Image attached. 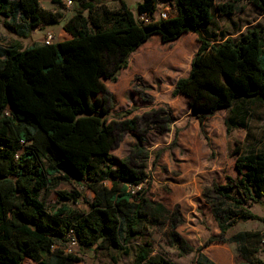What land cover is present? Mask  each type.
<instances>
[{"label":"trees","instance_id":"trees-1","mask_svg":"<svg viewBox=\"0 0 264 264\" xmlns=\"http://www.w3.org/2000/svg\"><path fill=\"white\" fill-rule=\"evenodd\" d=\"M107 1L76 0L63 26L69 39L25 48L14 41L0 50V264H23L27 258L37 264L80 262L81 257L68 250L71 238L85 251L133 253L132 264H172L152 255L150 243H133L151 225L168 219L170 211L148 198L142 186L148 179L145 171L128 161L115 165L116 127L136 130L138 120L111 123L100 108L97 94L103 86L98 79L109 74L112 59L115 71L110 76L115 80L127 67V55L152 45V37L162 46L194 32L199 47L173 94L188 97L199 121L220 109L232 111L240 107L239 101L264 103V21L219 42L200 33L213 21L214 6L219 14L229 15L242 0H173L174 16L148 23L139 22L124 0H118L116 9ZM247 1L264 11V0ZM155 11L156 0H142L136 7L139 13ZM42 14L40 0H0L4 27L20 37L30 36L43 22ZM242 124L233 116L226 119L228 133ZM233 152L238 177L227 176L225 183L207 187L203 196L220 229L218 240L237 243L244 255L248 242L252 253L260 250L263 233L226 234L241 221H264L251 209L264 199V149L242 152L236 147ZM63 179L90 190L92 198L84 191L62 190L48 208L41 191ZM83 203L85 208L79 206ZM177 223L175 213L172 244L180 252L193 251L176 231ZM190 264L217 263L197 249ZM243 264L264 260L254 257Z\"/></svg>","mask_w":264,"mask_h":264},{"label":"rangeland","instance_id":"rangeland-1","mask_svg":"<svg viewBox=\"0 0 264 264\" xmlns=\"http://www.w3.org/2000/svg\"><path fill=\"white\" fill-rule=\"evenodd\" d=\"M135 12L140 0H125ZM226 0H217V3ZM66 0H40L43 9L42 23L35 26L29 37H20L7 30L0 15V50L14 41L23 48L34 43L44 42L48 32L54 40H65V22L74 13L73 1L66 6ZM107 6L116 9L118 0H108ZM170 9L173 13V0H156L157 15ZM213 21L201 27L200 33L211 41L236 38L248 28L264 21V11L247 0L238 3L233 14L221 15L213 8ZM152 45H144L127 55L128 64L111 78L115 71L112 59L109 74H101L99 82L103 86L97 100L102 110H106L108 121L119 122L137 118L136 130H121L116 127V143L112 149L115 165L121 161L148 174L142 184L147 196L153 202L162 203L170 214L161 225H151L146 234L134 240V245L151 244L152 255L164 257L172 264H190L196 257L197 249L205 252L217 264L250 263L254 257L264 260V221H241L232 227L226 237L240 231L260 230L263 241L257 243L260 250H249L240 254L235 243L218 240L221 232L213 216L203 191L214 184H223L226 177L237 178L235 167L239 147L242 152L264 149V103L256 99L244 101L243 108L237 104L234 110L220 109L203 123L199 121L188 103V98L174 95L177 80L188 75L191 60L198 46V34H184L178 41L157 46L156 36ZM244 112H243V111ZM158 115V116H156ZM233 116L242 126L233 127L228 133L226 119ZM158 119V120H157ZM141 150V155L138 151ZM66 190L84 191L87 199L92 192L85 190L74 180H61L40 193L48 208L57 203L58 192ZM86 207V204H80ZM251 209L264 217V199L254 202ZM177 214L176 231L194 250L180 252L170 240L171 219ZM74 254L81 257L73 264H132L133 253L122 255L115 251L81 250L72 247ZM247 252V253H246ZM23 264H37L27 258Z\"/></svg>","mask_w":264,"mask_h":264},{"label":"built area","instance_id":"built-area-1","mask_svg":"<svg viewBox=\"0 0 264 264\" xmlns=\"http://www.w3.org/2000/svg\"><path fill=\"white\" fill-rule=\"evenodd\" d=\"M72 3H73L72 0H66L65 2L66 6H71ZM170 9L166 8L165 10L160 11L158 15H157V10L153 13V15H149L147 13L135 12V17L139 22L142 23H148L158 19H166L172 16V14L170 13ZM53 41H54V34L52 32H48L45 35L44 42L49 44V43H53ZM74 246H78L77 241L74 238H71L68 243V250L72 251V247Z\"/></svg>","mask_w":264,"mask_h":264},{"label":"crops","instance_id":"crops-1","mask_svg":"<svg viewBox=\"0 0 264 264\" xmlns=\"http://www.w3.org/2000/svg\"><path fill=\"white\" fill-rule=\"evenodd\" d=\"M125 1V0H124ZM142 0H140V1H138V3L139 2H141ZM126 2V1H125ZM127 3V2H126ZM137 3V4H138ZM128 4V3H127ZM131 7V6H130ZM175 15V8H173V13H172V16H174ZM64 32H65V34L66 35H68L67 37H66V39H69V38H71V35L69 34V33H67L65 30H64ZM188 34H190V33H194V32H187ZM186 33V34H187ZM59 41H62V40H58V41H53V42H59ZM200 44V43H199ZM199 47V46H198ZM191 68V67H190ZM181 95V94H180ZM183 95V94H182ZM183 96H185V95H183ZM186 98H188L187 96H185ZM239 105H240V107L242 108V106L244 105V103H243V101H239ZM232 243H235V242H232ZM235 245H236V248H237V250H238V245H237V243H235ZM205 253V252H204ZM206 254V253H205ZM207 255V254H206ZM208 256V255H207ZM210 258V257H209Z\"/></svg>","mask_w":264,"mask_h":264}]
</instances>
